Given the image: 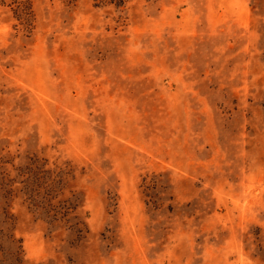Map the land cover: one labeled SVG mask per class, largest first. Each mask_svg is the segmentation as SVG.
Instances as JSON below:
<instances>
[{
  "label": "rangeland",
  "instance_id": "374dc122",
  "mask_svg": "<svg viewBox=\"0 0 264 264\" xmlns=\"http://www.w3.org/2000/svg\"><path fill=\"white\" fill-rule=\"evenodd\" d=\"M0 264H264V0H0Z\"/></svg>",
  "mask_w": 264,
  "mask_h": 264
},
{
  "label": "trees",
  "instance_id": "16d2710c",
  "mask_svg": "<svg viewBox=\"0 0 264 264\" xmlns=\"http://www.w3.org/2000/svg\"><path fill=\"white\" fill-rule=\"evenodd\" d=\"M43 199H44L45 203L47 204V210H48L50 208V206H52V204L50 203V199H48L47 196H43ZM51 209L55 211L54 214H57L58 213V210H56V208L54 206H52Z\"/></svg>",
  "mask_w": 264,
  "mask_h": 264
}]
</instances>
